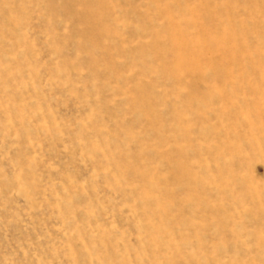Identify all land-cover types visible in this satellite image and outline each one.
<instances>
[{
	"label": "rangeland",
	"instance_id": "rangeland-1",
	"mask_svg": "<svg viewBox=\"0 0 264 264\" xmlns=\"http://www.w3.org/2000/svg\"><path fill=\"white\" fill-rule=\"evenodd\" d=\"M0 264H264V0H0Z\"/></svg>",
	"mask_w": 264,
	"mask_h": 264
}]
</instances>
